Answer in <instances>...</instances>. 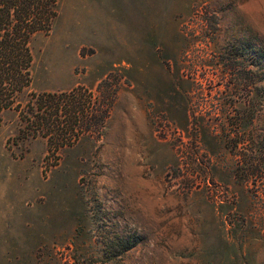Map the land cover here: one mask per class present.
<instances>
[{
  "label": "rangeland",
  "instance_id": "1",
  "mask_svg": "<svg viewBox=\"0 0 264 264\" xmlns=\"http://www.w3.org/2000/svg\"><path fill=\"white\" fill-rule=\"evenodd\" d=\"M56 7L20 108L99 110L58 153L1 113L0 264H264V0Z\"/></svg>",
  "mask_w": 264,
  "mask_h": 264
},
{
  "label": "trees",
  "instance_id": "2",
  "mask_svg": "<svg viewBox=\"0 0 264 264\" xmlns=\"http://www.w3.org/2000/svg\"><path fill=\"white\" fill-rule=\"evenodd\" d=\"M57 2L0 0V115L5 109L16 108L24 124L20 132L47 137L49 149L55 153L76 143L99 110L83 86L71 91L33 93L24 109L18 103L32 82V38L51 29L58 14ZM110 107L104 110V118Z\"/></svg>",
  "mask_w": 264,
  "mask_h": 264
}]
</instances>
